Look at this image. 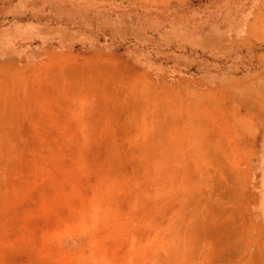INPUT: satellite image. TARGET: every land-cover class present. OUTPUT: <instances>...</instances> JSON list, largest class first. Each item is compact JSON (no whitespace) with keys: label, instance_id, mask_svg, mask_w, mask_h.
Returning a JSON list of instances; mask_svg holds the SVG:
<instances>
[{"label":"rangeland","instance_id":"obj_1","mask_svg":"<svg viewBox=\"0 0 264 264\" xmlns=\"http://www.w3.org/2000/svg\"><path fill=\"white\" fill-rule=\"evenodd\" d=\"M0 264H264V0H0Z\"/></svg>","mask_w":264,"mask_h":264},{"label":"crops","instance_id":"obj_2","mask_svg":"<svg viewBox=\"0 0 264 264\" xmlns=\"http://www.w3.org/2000/svg\"><path fill=\"white\" fill-rule=\"evenodd\" d=\"M51 123V121H50ZM49 123V124H50ZM40 125H38L37 130L40 129ZM36 128V127H35ZM207 136V135H206ZM208 137V136H207ZM231 138H225L222 135L219 134V137L216 138L218 141H212V138L208 137L203 139L202 144L200 145L199 150H210L209 155L212 154L213 156H216L219 154L220 150H235L234 144L231 143ZM237 144H236V150H250V143L252 142L251 137L244 135L241 133V138H236ZM189 150V149H188Z\"/></svg>","mask_w":264,"mask_h":264}]
</instances>
